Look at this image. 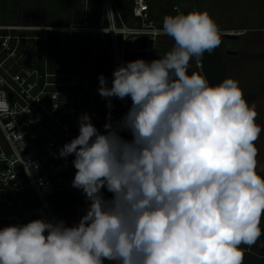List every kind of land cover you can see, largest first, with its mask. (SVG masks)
<instances>
[{
    "label": "clouds",
    "instance_id": "clouds-1",
    "mask_svg": "<svg viewBox=\"0 0 264 264\" xmlns=\"http://www.w3.org/2000/svg\"><path fill=\"white\" fill-rule=\"evenodd\" d=\"M160 31L175 42L162 58L121 64L111 86L98 77L109 108L110 98H131L123 118L109 112L101 133L82 114L79 135L59 150L75 156L71 183L86 213L72 226L3 227L0 264H243L242 245L264 247L255 105L233 78L212 86L188 74L193 58L219 46L218 25L195 10L166 15Z\"/></svg>",
    "mask_w": 264,
    "mask_h": 264
},
{
    "label": "built area",
    "instance_id": "built-area-1",
    "mask_svg": "<svg viewBox=\"0 0 264 264\" xmlns=\"http://www.w3.org/2000/svg\"><path fill=\"white\" fill-rule=\"evenodd\" d=\"M174 11L184 12L180 6ZM132 15L133 24L124 19L116 0H102L96 21L0 24V101H6L0 108V229L34 219L60 220L50 198L68 192L65 173L76 169L74 154L62 158L59 150L79 135L77 120L82 114L87 113L96 127L95 53L107 52L116 69L129 56L145 53L150 58L165 35L154 23L147 0H133ZM52 35L58 38L61 54L67 50L66 39L79 40L84 47L97 43L87 58L78 48L79 61L90 66L66 68L62 60L60 64L53 56ZM196 66L202 67L200 58ZM88 97H93L92 104ZM120 101L125 115L130 97Z\"/></svg>",
    "mask_w": 264,
    "mask_h": 264
},
{
    "label": "rangeland",
    "instance_id": "rangeland-1",
    "mask_svg": "<svg viewBox=\"0 0 264 264\" xmlns=\"http://www.w3.org/2000/svg\"><path fill=\"white\" fill-rule=\"evenodd\" d=\"M11 0L6 6V10L10 7L16 6L21 15L30 16L34 10L40 14L49 7L48 0H44L43 6L40 8H34L35 6L24 7L27 3L26 0ZM28 1V0H27ZM56 0H54L55 2ZM64 7H69L74 3V0H57ZM150 9L152 19L155 24L158 22L163 23L162 9H170V0H162V5L159 6L155 0H147ZM20 3V4H18ZM188 5V6H185ZM191 8H190V6ZM162 7V9H161ZM184 8L198 9L199 11H207L214 19L220 33H235L242 35L239 39L228 41L225 47L221 50L225 52L236 51V55H224L229 78H233L239 82L240 88L243 90L244 98L249 105L254 104L258 113L256 122L262 126V132L260 138L255 142L259 149L257 156L258 167L264 169V0H192L184 3ZM102 6L98 8H89L87 10L86 20L96 21L101 15ZM173 11H169L171 15ZM131 22L130 20H127ZM80 41L76 39H66L65 45L67 50L62 53L63 65L66 68H80L89 67L90 64H83L79 61V49L82 51L85 48L84 54H81L82 58L89 57L92 48L98 47V44L85 43V47L82 44H78ZM174 40L164 35L159 39V45H171L174 46ZM88 50V51H87ZM147 57V56H146ZM136 59H142L140 56H129V61ZM194 59V58H193ZM190 61V67L188 74L197 73L203 76L201 68L196 66L197 58ZM194 61V64H193ZM92 66V65H91ZM204 77V76H203ZM109 82H112V78H107ZM131 101V98H130ZM132 103V101H131ZM94 123L96 125L104 126L108 122L106 116L101 113H95L93 115ZM112 119V118H111ZM113 122H115L112 119ZM124 133L126 137L124 136ZM124 139L131 140V135L128 131H121L119 133ZM264 216V215H262ZM79 222V219L74 215H70L68 219V226H72ZM250 258L255 256L250 254ZM260 258L254 259L251 264H263ZM260 261V262H259ZM247 264V262L245 263Z\"/></svg>",
    "mask_w": 264,
    "mask_h": 264
},
{
    "label": "trees",
    "instance_id": "trees-1",
    "mask_svg": "<svg viewBox=\"0 0 264 264\" xmlns=\"http://www.w3.org/2000/svg\"><path fill=\"white\" fill-rule=\"evenodd\" d=\"M11 0H0V24L5 23H42V24H48V25H60V24H67V23H79L85 20L87 16V10L89 8H98L102 6V0H74V3L69 7H64L59 3V1L54 0H48L49 7L46 9L44 15L43 11L40 14L38 11L30 13V16H24L21 15L18 7L12 6L9 10H6V5ZM119 7L120 12L124 19L130 20L131 24L135 22V18L132 15V1L133 0H116ZM156 3L161 6L162 0H155ZM186 1L192 2V0H170V9H162L163 16L169 15V11H173L171 15H175L179 12L174 11V7L180 6L182 7ZM22 2V0L20 1ZM27 3L24 5V7L28 6H35L34 8L38 9L43 6L44 0H26ZM20 4V3H18ZM183 4V5H182ZM183 8V7H182ZM36 9V10H37ZM185 9V8H184ZM153 18V17H152ZM128 22V21H127ZM158 26L163 27L162 22L157 23ZM52 51L53 56L59 60V63L61 64L62 54L57 50V42L58 38H56L54 35H52ZM220 46L222 48L225 47L226 43L232 39H227L223 34L220 33ZM141 44L143 47L147 44V38L143 36L141 40ZM172 49V46L170 45H159L158 49H156L153 54L150 56V58L146 57L145 53L138 54L142 59L146 61H152L154 59L162 58L167 52H169ZM195 59V58H194ZM193 59V60H194ZM194 64V61H193ZM113 65L111 62V59L109 57V54L105 51L98 50L95 53L94 63H93V72L97 75H104L108 78H113ZM109 101H105V99H98L94 109H92V118L95 113H101L104 116L108 117V113L111 112V118L114 121H119L124 116L123 106L120 101V99L112 100L111 104L112 107L109 108L108 105ZM93 123V122H92ZM125 132V131H123ZM124 136L126 137L125 133ZM103 195L105 198H111L112 194L107 192L106 189L102 190ZM50 201L52 203V206L54 210L56 211L58 217L60 220H63L66 225L68 226V219L70 215H74L77 217V219H80L81 216H83L86 213V210L88 208L89 202L86 201L84 194L82 191H80L77 195H71L68 192H57L55 193L51 198ZM250 254L247 255L244 258L243 264L247 262V264H251L254 259L257 257L252 256L250 258ZM260 262V261H259ZM264 264V260L262 261ZM104 264H118L117 261H109L105 260Z\"/></svg>",
    "mask_w": 264,
    "mask_h": 264
},
{
    "label": "water",
    "instance_id": "water-1",
    "mask_svg": "<svg viewBox=\"0 0 264 264\" xmlns=\"http://www.w3.org/2000/svg\"><path fill=\"white\" fill-rule=\"evenodd\" d=\"M184 14H187V11L183 12ZM227 39L236 40L240 38L242 35L241 33L235 34V33H222ZM228 55H234L236 54V51H227ZM200 62L202 64L201 72L203 76L209 81L210 85L215 86L218 85L220 82H222L225 78H229L228 70L224 58V53L218 46L211 54L205 53L202 58H200ZM29 64V61H28ZM100 75H97L95 77L96 81V95H99L98 93V87H99V80L98 77ZM107 79V78H106ZM108 81V86H111V83ZM93 97H88L87 102L89 104L93 103ZM79 119L77 120V126L79 128ZM100 131V129H98ZM258 174L260 175V171H258ZM76 170H69L65 173V181L68 186V193L71 195H77L80 193L79 189H76L72 187V180L75 176ZM262 230H264V226L261 224ZM262 240H264V236L261 237ZM242 245L241 247H243ZM257 250L260 252L261 255L264 256V247H260L257 245Z\"/></svg>",
    "mask_w": 264,
    "mask_h": 264
},
{
    "label": "flooded vegetation",
    "instance_id": "flooded-vegetation-1",
    "mask_svg": "<svg viewBox=\"0 0 264 264\" xmlns=\"http://www.w3.org/2000/svg\"><path fill=\"white\" fill-rule=\"evenodd\" d=\"M183 5V4H182ZM183 8H182V11H187V13L189 12L188 10L189 9H184V5L182 6ZM222 34V33H221ZM239 39V38H238ZM237 40V39H236ZM230 41H233V40H230ZM220 47V46H219ZM220 49H221V47H220ZM223 49V48H222ZM88 51V50H87ZM228 51V50H227ZM227 51L225 52L226 54H224V55H228L227 54ZM84 52H85V48L83 49V51H81V53L82 54H84ZM223 52V51H222ZM224 53V52H223ZM236 54H237V52H236ZM236 54H234V55H236ZM106 78H108V77H106ZM113 79V78H112ZM105 99V101H109L108 99H106V98H103V97H101L100 95H97L96 96V98H95V104H96V102H97V100L98 99ZM111 99V101L112 100H117L118 98H115V97H113V98H110ZM96 128L97 129H100V132L101 133H103L104 132V127H101L100 125H96ZM257 169H258V171H260V175L262 176V177H264V169H262V168H260V167H257ZM261 224L264 226V216H262V218H261ZM243 249H244V253H245V255H244V258L247 256V255H249V254H254L255 256H257L258 258H260L259 260L260 261H263L264 260V256L263 255H261L260 254V252L257 250V245H254V246H251V247H248V246H246V245H244L243 247H242Z\"/></svg>",
    "mask_w": 264,
    "mask_h": 264
}]
</instances>
